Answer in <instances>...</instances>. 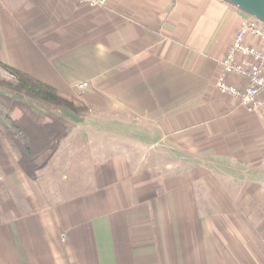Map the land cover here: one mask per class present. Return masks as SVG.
I'll return each mask as SVG.
<instances>
[{
    "label": "crops",
    "instance_id": "1",
    "mask_svg": "<svg viewBox=\"0 0 264 264\" xmlns=\"http://www.w3.org/2000/svg\"><path fill=\"white\" fill-rule=\"evenodd\" d=\"M247 16L225 0H0V61L90 107L52 162L83 137L92 182L21 206L29 180L0 143V264H264V110L216 87Z\"/></svg>",
    "mask_w": 264,
    "mask_h": 264
},
{
    "label": "trees",
    "instance_id": "2",
    "mask_svg": "<svg viewBox=\"0 0 264 264\" xmlns=\"http://www.w3.org/2000/svg\"><path fill=\"white\" fill-rule=\"evenodd\" d=\"M0 67L15 79H0V136L17 154L25 177L38 181L62 142L86 121L91 109L83 100L1 61Z\"/></svg>",
    "mask_w": 264,
    "mask_h": 264
},
{
    "label": "built area",
    "instance_id": "3",
    "mask_svg": "<svg viewBox=\"0 0 264 264\" xmlns=\"http://www.w3.org/2000/svg\"><path fill=\"white\" fill-rule=\"evenodd\" d=\"M91 9L106 8L110 0H78ZM248 15V14H247ZM217 90L235 98L250 113L264 110V22L248 15L221 63ZM88 85L83 83L80 89Z\"/></svg>",
    "mask_w": 264,
    "mask_h": 264
},
{
    "label": "rangeland",
    "instance_id": "4",
    "mask_svg": "<svg viewBox=\"0 0 264 264\" xmlns=\"http://www.w3.org/2000/svg\"><path fill=\"white\" fill-rule=\"evenodd\" d=\"M0 79L15 82V79L1 67ZM78 89L83 91V89ZM74 94L77 95L75 92ZM18 116L19 114L16 115ZM77 137L65 143L61 154L40 174L38 181H19L17 189L20 200L17 204L26 205L27 208H32L31 210L49 208L63 199L83 194L92 188V182L89 181L91 170L88 169L90 159L87 153V140ZM0 139L1 145L9 146L6 139ZM12 154L17 159L15 151ZM69 161H72L70 169L65 165ZM192 173L195 174L197 171L194 170ZM198 173L201 172L198 171ZM2 183L0 181V185ZM17 210L22 212L18 205Z\"/></svg>",
    "mask_w": 264,
    "mask_h": 264
},
{
    "label": "water",
    "instance_id": "5",
    "mask_svg": "<svg viewBox=\"0 0 264 264\" xmlns=\"http://www.w3.org/2000/svg\"><path fill=\"white\" fill-rule=\"evenodd\" d=\"M246 14L264 22V0H225Z\"/></svg>",
    "mask_w": 264,
    "mask_h": 264
}]
</instances>
